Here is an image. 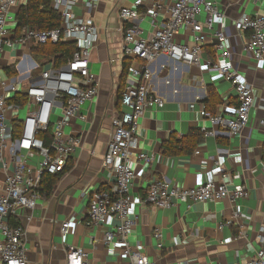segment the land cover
I'll return each instance as SVG.
<instances>
[{"label":"crops","instance_id":"1","mask_svg":"<svg viewBox=\"0 0 264 264\" xmlns=\"http://www.w3.org/2000/svg\"><path fill=\"white\" fill-rule=\"evenodd\" d=\"M84 0H78L75 11L92 16L98 27V40L92 51L90 69L98 78L99 92L81 108L85 118H74L66 127L69 135L80 136L82 144L70 157L64 172L57 179L49 195L42 193L37 206L22 210L17 222L26 231V248L31 264H68V248L80 247L87 253L90 264H126L129 255L117 244H107L105 232L113 229L117 219L104 226L88 224V208L95 195L115 183L114 173L103 166L108 143L114 131L113 117L121 113L122 93L126 85L136 82L128 71L124 74L123 29L135 24L142 29L141 36L151 37L156 26L165 18L138 16L124 22L119 8L132 7L134 0H100L97 8L87 11ZM168 1V0H167ZM153 0H144L140 7L145 12ZM226 17L217 19L215 28L229 35L234 67L251 84L256 103L251 110L253 119L264 117V59L250 57L244 47L248 31H239L235 21L242 14L255 15L264 11V0H218ZM19 10V8H18ZM17 10V11H18ZM202 21L205 16L200 17ZM17 32V22L9 21ZM207 34V32H206ZM177 39L193 44L191 27L183 29ZM32 46L6 47L0 55V78H27L29 72L37 75L42 69H33L38 63ZM198 63L188 64L161 56L152 63L153 77L149 81L153 92L165 99L163 107H149L139 119L137 152L153 155L145 164L134 154L131 167L136 180L131 189L132 215L137 223L128 240L133 248L146 253L155 264H235L253 256L264 244L260 242L264 229V127L248 125L241 133L232 135L224 130L205 134L191 152L170 155L163 151L164 142L174 133L188 135L195 128L213 130L216 126L202 114L203 108L213 114H231L238 105L236 91L230 81L210 71L207 59H215L216 51L210 35L203 44ZM15 65L17 74L10 76L5 68ZM8 98L13 93L8 92ZM26 108L9 114L7 130L14 135L15 122L20 124ZM39 154L28 158L31 165L41 161ZM217 161L220 164H217ZM221 167L230 177L223 178ZM14 169L9 142L0 146V194L5 190L7 175ZM166 176L179 188H188L209 181L220 183L225 179L230 190L241 186L249 189L248 197L234 200L183 202L169 207L142 203L150 182ZM234 212L240 217L225 223ZM70 221L66 233L61 228ZM162 232L163 247L158 245L155 230Z\"/></svg>","mask_w":264,"mask_h":264},{"label":"built area","instance_id":"2","mask_svg":"<svg viewBox=\"0 0 264 264\" xmlns=\"http://www.w3.org/2000/svg\"><path fill=\"white\" fill-rule=\"evenodd\" d=\"M27 0H0V55L6 47L33 46L58 41H72L76 44L73 58L61 67L42 69L37 75L27 73V78L19 76L0 78V146L8 142L14 162V169L5 180V190L0 194V264H31L26 248V231L22 225L12 224L10 218L18 219L22 210L34 209L42 193L40 187L44 174L63 172L70 157L82 144L80 136L69 135L66 127L74 118H85L81 113L83 104L98 95V78L90 69L92 51L98 40V27L94 18L79 15L75 11L78 0H54L53 6L61 14V25L50 30H38L31 26L19 28L17 32L9 21L17 22L18 8ZM100 0H84L87 11L97 8ZM144 0H134L132 7H120L119 16L124 22L134 21L138 16L165 18L155 27L151 37L141 36L142 29L128 24L123 29V56L130 60L128 75L136 82L126 85L121 102L123 110L113 117L114 131L108 143L103 166L115 176V183L95 195L88 208V224L104 226L111 219H117L116 226L105 232L107 244H117L129 255L126 264H155L149 256L133 248L128 237L137 223L132 215L131 189L136 180V172L131 167L134 154L145 164L154 158L145 152L137 151L139 119L149 107H163L165 99L153 92L149 81L153 77L152 63L161 56L188 64L198 63L207 35L213 41L216 57L207 59L208 69L222 75L230 81L236 91L238 105L231 114H213L205 107L202 114L216 126L213 130H204L205 134H215L224 130L237 135L248 125L264 127V117L253 119L251 110L256 96L251 84L234 67L230 49L229 35L224 29L214 27L217 19L226 17L219 8L218 0H153L145 12L139 9ZM18 10V11H17ZM204 15L205 20L200 17ZM18 24V23H17ZM191 27L194 43L188 44L177 39L185 28ZM239 31H248L249 39L245 51L255 60L264 59V11L255 15L242 14L235 21ZM207 32V34H206ZM34 63L33 69L39 68ZM1 75V71H0ZM8 92L25 93L26 103L21 106L11 103ZM12 96V97H13ZM26 108L21 120L18 136L7 130L6 120ZM41 135H44L41 136ZM45 135H47L45 137ZM39 154L41 161L31 165L28 158ZM217 164H220L217 161ZM223 178L230 177L225 167H221ZM209 181L188 188H179L166 177H156L148 188L142 203L157 207H169L177 201H212L228 197L232 200L248 197L249 189L241 186L230 190L226 181ZM240 217L234 212L225 223H232ZM70 221L62 225L66 233ZM158 245L163 247L162 232L155 230ZM260 242L264 244V229ZM68 264H90L83 248H68ZM235 264H264V248L253 256Z\"/></svg>","mask_w":264,"mask_h":264},{"label":"trees","instance_id":"3","mask_svg":"<svg viewBox=\"0 0 264 264\" xmlns=\"http://www.w3.org/2000/svg\"><path fill=\"white\" fill-rule=\"evenodd\" d=\"M54 0H27L17 13V29L24 26H31L38 30H50L57 28L61 25V14L53 6ZM76 44L72 41H58L47 44H34L31 47L32 54L40 67L53 65L54 67H61L67 64L76 51ZM130 60L124 62V74L127 72V67ZM10 76H15L17 70L15 65H10L5 68ZM40 72V71H39ZM37 72V73H39ZM11 103H18L23 106L27 101L25 93L17 92L10 98ZM207 108V107H206ZM20 124H14V136L19 135ZM44 137V135H41ZM47 135H45L46 137ZM204 132L201 129H192L188 135L178 137L172 134L168 141L163 144V151L166 154L175 155L182 152L191 153L199 142L202 141ZM64 172V171H63ZM63 172L57 174H44L40 192L49 195L54 188L57 179ZM12 224H18L17 220L10 218Z\"/></svg>","mask_w":264,"mask_h":264}]
</instances>
